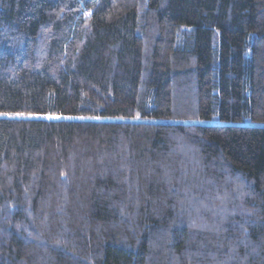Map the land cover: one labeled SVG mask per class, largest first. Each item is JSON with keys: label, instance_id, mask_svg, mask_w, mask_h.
<instances>
[{"label": "trees", "instance_id": "16d2710c", "mask_svg": "<svg viewBox=\"0 0 264 264\" xmlns=\"http://www.w3.org/2000/svg\"><path fill=\"white\" fill-rule=\"evenodd\" d=\"M0 264H264V0H0Z\"/></svg>", "mask_w": 264, "mask_h": 264}, {"label": "rangeland", "instance_id": "374dc122", "mask_svg": "<svg viewBox=\"0 0 264 264\" xmlns=\"http://www.w3.org/2000/svg\"><path fill=\"white\" fill-rule=\"evenodd\" d=\"M199 122H201V123H208L209 121H207V120H201Z\"/></svg>", "mask_w": 264, "mask_h": 264}]
</instances>
